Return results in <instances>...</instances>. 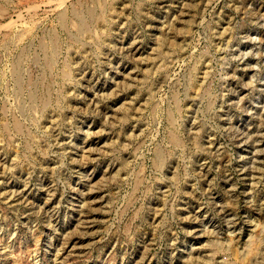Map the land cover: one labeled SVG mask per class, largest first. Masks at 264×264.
Masks as SVG:
<instances>
[{"label": "rangeland", "instance_id": "rangeland-1", "mask_svg": "<svg viewBox=\"0 0 264 264\" xmlns=\"http://www.w3.org/2000/svg\"><path fill=\"white\" fill-rule=\"evenodd\" d=\"M0 264H264V0H0Z\"/></svg>", "mask_w": 264, "mask_h": 264}]
</instances>
